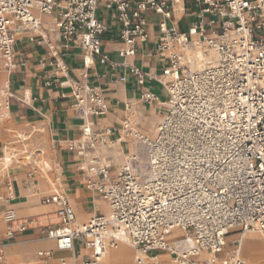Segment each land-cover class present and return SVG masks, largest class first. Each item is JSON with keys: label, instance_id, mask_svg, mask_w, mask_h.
<instances>
[{"label": "built area", "instance_id": "obj_1", "mask_svg": "<svg viewBox=\"0 0 264 264\" xmlns=\"http://www.w3.org/2000/svg\"><path fill=\"white\" fill-rule=\"evenodd\" d=\"M179 1L0 0V59L7 69L15 66L18 36L31 33L33 42L44 32L40 15L56 13L51 31L80 47L85 68L93 59L110 63L103 50L108 26L99 18L101 5L121 27L123 58L135 56L138 45L150 40L144 13L151 10L163 18L156 49L147 53L169 61L164 70L168 111L155 139L142 134L129 118L121 128L101 124L109 108L99 87L72 79L60 83L70 86L74 111L84 120L81 139L68 148L90 158L88 188L104 197L110 214L76 226L68 198L56 190L42 203L56 207L58 224L44 228L41 239L55 241L59 251H74L75 243L82 242L90 253L83 264H103L106 250L117 249L123 238L145 257L165 251L176 264H215L232 231L264 237V0H181L189 3L195 18L184 32L168 25ZM40 36L57 69L67 74L66 55ZM132 72L140 84L145 82L142 71ZM3 96L0 116L10 110L12 94L7 92L2 103ZM141 101L161 103L149 89L142 91ZM125 109L132 111L130 105ZM116 136V142L136 140L144 152L112 176V164L100 148L114 143ZM4 219L12 238L17 214L9 209ZM27 229V224L18 226L21 232ZM174 231L182 236L170 240ZM4 248L0 245V264ZM39 257L49 264L51 253ZM136 263L144 264V259L137 257ZM220 264L243 263L232 257Z\"/></svg>", "mask_w": 264, "mask_h": 264}, {"label": "crops", "instance_id": "obj_2", "mask_svg": "<svg viewBox=\"0 0 264 264\" xmlns=\"http://www.w3.org/2000/svg\"><path fill=\"white\" fill-rule=\"evenodd\" d=\"M130 1L139 3L142 0ZM182 6L180 12L176 8L168 25L184 32L195 22V18L190 15L189 3L184 2ZM36 14L39 16V13ZM98 15L108 26L102 42L110 63L101 65L97 59H93L91 67L85 68V53L80 47L63 41L58 32L45 27L44 23L55 22L54 12L50 15L52 19L47 15H40L44 31L40 35L66 55L64 62L67 74L57 69L41 36L38 34L32 42L31 33L18 36L14 47L15 66L0 73V90L6 88L12 94L9 116L0 122V199L10 196L13 198L9 204L0 202V245H5L2 264H44L39 257L42 252L51 253L49 264H62L63 259L66 264H83L89 258L90 253L82 242L75 243L74 251H59L55 241L41 239L44 228L58 224L56 207L42 203L43 197L56 190L68 198L79 226L88 223L96 215L110 214L109 204L104 197L88 188L89 174L86 166L90 158L68 148L69 143L81 139L84 120L74 111L75 101L70 86H61L60 83L72 79L82 83L88 81L99 87L109 108L107 117L99 122L121 128L123 121L129 118L142 134H149L150 139L156 138L158 127L167 114L165 103L169 99V81L164 76V70L169 67V61L156 55L147 56L149 51L156 49L161 35L159 23L163 18L151 10L145 12L150 40L138 45L135 56L123 58L120 56L124 47L120 38L121 27L114 15L105 11L103 5L100 6ZM113 63L116 68H112ZM134 68L146 75L143 84H140L137 75L132 72ZM84 74L88 75L87 80L83 78ZM48 81H51V86L47 85ZM147 89L160 98V104L148 105L141 101L142 91ZM126 105L132 107L131 112L126 111ZM152 123L156 129L151 128ZM117 139L118 136L114 137L118 153L114 154L111 147L107 149L109 151L104 149L107 146L100 148L102 157L112 164V176H116L129 162L130 158L125 156L132 153V142H116ZM134 148L137 150L136 146ZM25 154H28L30 161L22 164L19 160ZM4 156L8 167L2 162ZM31 181L33 186L29 185ZM9 209L17 214V221L12 225V238L7 236L9 225L4 219V214ZM22 224L28 225L26 231L18 230V226ZM176 238V235H169L170 240ZM118 248L106 250L107 258H104L103 264H110V251ZM129 249L132 253L127 264H137L136 253ZM222 254L218 255L215 264H220ZM147 260H159L150 264H176L165 251L148 254L144 264Z\"/></svg>", "mask_w": 264, "mask_h": 264}, {"label": "rangeland", "instance_id": "obj_3", "mask_svg": "<svg viewBox=\"0 0 264 264\" xmlns=\"http://www.w3.org/2000/svg\"><path fill=\"white\" fill-rule=\"evenodd\" d=\"M49 17V16H48ZM51 18V17H49ZM47 21H49L48 19H46ZM45 24H48V23H45ZM2 73V72H1ZM3 96V94H1ZM1 102L3 103V101H7V96L4 95L2 98H1ZM136 113V111H134ZM7 119V118H6ZM5 119V120H6ZM141 121V120H140ZM137 122V121H136ZM142 123L144 124L145 122L142 120ZM147 123H149L147 121ZM152 129H156L157 127H155L154 123H152V126H151ZM140 131V130H139ZM155 133L152 135V137H154ZM147 136L149 137V134H147ZM130 142H132V153L129 154V155H126L125 157H132L134 154L133 152V149H134V146L137 147H140L141 145H139L136 140H130ZM134 145V146H133ZM115 149H114V148ZM113 147H107V148H104L106 149V151H109L107 150L108 148L112 149L114 154L118 153V149H117V146H113ZM28 154H25L24 156H21V160H19L22 164L24 163H28L30 161V158L27 157ZM17 161V160H16ZM44 162V160H42ZM41 162V161H40ZM41 162V164L43 163ZM55 169V168H54ZM60 174H58L59 176ZM97 201H100L99 199H96ZM105 210L107 211V207H105ZM178 232H174L173 235H176ZM180 234V232L178 233ZM250 235H255L258 237V239L260 240L259 242H263L264 243V237H262L259 233L257 232H249V231H241V230H234L232 231V233L228 236L227 238V244H226V247L224 249V252L222 254V260H227V259H231V257H234V258H239L242 263L244 264V261L245 260H252V261H258L259 263L261 264H264V247H261V246H258L256 244H254L253 241H249L250 239ZM177 236V235H176ZM180 236H182V233L180 234ZM179 237V236H178ZM239 241H242L243 244L240 245L239 249V254L236 253L235 250H237V246H239V244H237L236 242H239ZM121 246V244H120ZM130 248L132 250H134L131 246ZM135 252V250H134ZM136 253V252H135ZM173 258V256H172ZM211 259V257H210ZM175 263V262H174Z\"/></svg>", "mask_w": 264, "mask_h": 264}, {"label": "bare ground", "instance_id": "obj_4", "mask_svg": "<svg viewBox=\"0 0 264 264\" xmlns=\"http://www.w3.org/2000/svg\"><path fill=\"white\" fill-rule=\"evenodd\" d=\"M176 8H177V11H181L182 9H183V6H182V1L180 0L179 1V3L177 4V6H176ZM178 12V13H179ZM52 14H54V13H52ZM51 15V14H50ZM50 15H47V17L49 16V17H51ZM52 19V18H51ZM55 19V18H54ZM44 25H45V27H50L49 29L50 30H52L53 29V27H54V23L53 22H50L49 24H45L44 23ZM212 55V58H216V55L214 54V53H212L211 54ZM7 69V66H6V62L4 61V60H1L0 59V73L1 72H3V71H5ZM8 70V69H7ZM7 89L6 88H3V89H1L0 90V94H3V95H6L7 94ZM9 116V111L8 110H6L3 114H2V116H0V122H2V121H4L7 117ZM148 137V136H147ZM113 146H115V144L114 143H112V144H110V145H108L107 147H113ZM107 147H105V148H107ZM135 151L137 152L136 154H139V153H143L144 152V149H143V147L142 146H140V147H137V150L134 148L133 149V154L134 155H136L135 154ZM133 155V156H134ZM6 156V155H5ZM5 156L2 158V162H3V164H4V166L5 167H8V165L6 164L5 165ZM132 156V157H133ZM131 158V157H130ZM76 226H79L78 224H76ZM174 232H180V234H181V231H174ZM173 232V233H174ZM173 233H171V234H173ZM176 234L177 235V237L179 236L180 237V234ZM249 241H253L254 242V244H256V245H258V246H261V247H264V243L263 242H259L260 240L258 239V237L257 236H255V235H250V239H249ZM237 244H239V246H237V250H235L236 251V253L237 254H239L240 255V253H239V251L240 250H238L239 249V247H240V245H242L243 244V242L242 241H239V242H236ZM130 246H131V244H130V242H129V240L127 239V238H123L122 239V243H121V246H119V248H118V250H115V251H110V252H112L111 254H109V263L110 264H127L129 261H130V258H131V253L132 252H130ZM109 252V253H110ZM136 252V256L137 257H140V258H142V259H144V261L147 259V257H145V255H142L139 251H135ZM107 258V257H106ZM105 258V259H106ZM211 259H213V257H211ZM231 259H232V257H231ZM230 260V259H229ZM173 261H174V259H173ZM108 262V261H107ZM106 262V263H107ZM157 262H159V260H147V262H146V264H150V263H157ZM244 264H261V263H259L258 261H252V260H245L244 261Z\"/></svg>", "mask_w": 264, "mask_h": 264}]
</instances>
